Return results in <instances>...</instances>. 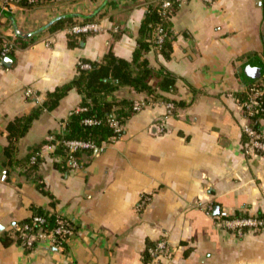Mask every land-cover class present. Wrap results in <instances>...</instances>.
<instances>
[{
    "label": "crops",
    "instance_id": "obj_1",
    "mask_svg": "<svg viewBox=\"0 0 264 264\" xmlns=\"http://www.w3.org/2000/svg\"><path fill=\"white\" fill-rule=\"evenodd\" d=\"M153 1L41 0L13 8L10 17L0 13V38L13 45L23 39L14 45L12 63L0 68V264H264V230L237 236L213 218L215 207L231 217L264 215V155L245 153L248 119L241 107L247 88L264 83V0L179 4L171 18L170 57L156 49L145 57L151 68L176 78L175 91L162 95L185 107L168 111L170 103L160 101L135 112L121 135L78 169L50 145L40 154L36 176L25 174L23 158L60 134L79 106L81 96L71 90L55 110L42 109L11 163L3 156L5 124L72 80L80 59L98 60L111 49L131 60ZM59 17L74 25L93 19L100 30L69 48V28L49 31ZM127 95V89L115 93ZM35 177L53 204L35 187ZM144 195L149 200L139 207ZM32 208L72 224L65 248L47 241L31 250L3 245V236L30 218ZM160 240L172 248L171 257L145 263L146 242Z\"/></svg>",
    "mask_w": 264,
    "mask_h": 264
},
{
    "label": "trees",
    "instance_id": "obj_2",
    "mask_svg": "<svg viewBox=\"0 0 264 264\" xmlns=\"http://www.w3.org/2000/svg\"><path fill=\"white\" fill-rule=\"evenodd\" d=\"M40 1L35 0L30 5L19 3L18 6L32 8L38 5ZM169 1L170 6L166 10L162 9V0H154L148 4L144 18L136 34V46L132 52L131 60L127 61L116 57L111 49L98 60L80 59L75 67V76L72 80L55 88L52 92H48L42 105L33 109L28 115L17 117L5 124L4 130L7 133V146L3 148V156L7 159L8 163L12 162L18 141L26 135L31 124L38 118L42 109L48 112L55 110L59 102L71 90H75L81 96L79 106L67 117L63 131L60 134L56 135L52 141L48 139L43 140L23 158L21 162L24 163L25 174L36 176L38 167L42 162L40 154L50 147V145H55V153L62 158L63 163H67L68 156L64 142H89L99 149L103 144L119 137L122 133V127L136 112L133 110V105L138 100L134 99L133 95H144V99L141 101L146 106L162 101L170 103L173 109L185 107L184 104L167 100L162 95L175 91L176 78L164 68H151L145 57L151 49H156L165 59L170 57L174 39L171 30V18L178 10L180 3L175 0ZM91 22H93V19L82 20L80 23L88 24ZM73 25L74 22L70 18H65L56 21L49 28V31L70 28ZM157 31H161V42H158ZM90 34H68V47H77L79 42L83 41ZM22 41L21 37H17L13 43L16 45ZM9 45H11L9 55H12L15 50L14 45L0 38V53L4 47ZM20 47H23V45H20ZM252 87L264 89V83L258 86H249L242 98V103L249 98V90ZM120 89H127L128 95L116 98L115 93ZM261 99L264 107V96ZM261 117V114H257L252 116V118H248V126L254 130H258ZM88 120L93 123H85ZM111 121L117 122L120 127L119 132H115L114 128L110 126ZM242 142L244 144L249 142L248 136L244 133L242 135ZM94 152V150L89 149L78 150L72 154V157L75 161L85 166L86 162L84 160L90 158ZM32 159L34 160L32 161ZM33 181L35 187L45 193L50 198L51 204H53L52 196L45 191L44 185L37 180V177ZM32 211L33 213L30 218L18 222L14 228L3 236L2 243L4 246L12 243L21 245L22 235L48 234L56 228V218L58 217L56 214H48L36 208H32ZM35 217L43 218V223H35L33 221ZM235 218L243 217L235 216ZM36 244L38 243L33 244L31 249ZM62 245L65 248L66 244ZM155 245L153 242H146L143 252V261L145 263L152 260L149 250L154 248Z\"/></svg>",
    "mask_w": 264,
    "mask_h": 264
},
{
    "label": "built area",
    "instance_id": "obj_3",
    "mask_svg": "<svg viewBox=\"0 0 264 264\" xmlns=\"http://www.w3.org/2000/svg\"><path fill=\"white\" fill-rule=\"evenodd\" d=\"M181 3L183 0H175ZM204 3L210 4L214 0H202ZM35 0H0V8L6 11H11L13 8L17 7L19 3H25L26 5L33 4ZM170 6L169 0H162V9L166 10ZM100 30L99 26L93 23L88 24H77L68 29L69 34H87V33H96ZM161 31H157L158 42H161ZM11 45L4 47L0 53V68L3 65V59L9 55ZM249 98L241 103L242 110L245 117L252 118V116L261 114L260 123L264 122V107L262 97L264 96V89H259L252 87L249 90ZM33 95L32 90L27 89L25 92L26 97ZM146 105L143 101L138 100L133 105V110L138 112L145 108ZM173 109V106L169 104L167 110L170 111ZM85 123L92 124L93 122L88 120ZM110 126L114 128L115 132L120 131V127L117 122L111 121ZM160 131H163V127L160 128ZM243 133L248 136L249 142L246 144L245 153H256L258 155H264V133L263 128L260 125L258 130H254L248 125L243 128ZM65 150L67 152V164L72 169H78L80 164L75 161L72 157V154L78 150L89 149L94 151H99L101 148H96L93 144L89 142L82 141H66L64 142ZM34 159H32L33 161ZM149 200L147 196H142L140 200L139 207L146 204ZM213 208H207V214L212 215ZM213 218L217 221L219 225L223 228L230 230L233 234L237 236H242L246 231H261L264 230V215L249 217V218H235L229 216L225 210H221L217 215H214ZM35 223L42 224L43 218L35 217L33 219ZM56 228L48 233H40L38 235L30 234L28 236L22 235V246L24 249L29 250L33 247V244L40 242H49L52 246L56 248H63L64 243L69 236L74 233V227L72 224L65 220L64 218L58 216L56 218ZM26 229V227H24ZM152 260L156 262L158 259H169L173 253L172 248L164 240H160L156 243L155 247L149 250ZM155 264H158L157 262Z\"/></svg>",
    "mask_w": 264,
    "mask_h": 264
},
{
    "label": "water",
    "instance_id": "obj_4",
    "mask_svg": "<svg viewBox=\"0 0 264 264\" xmlns=\"http://www.w3.org/2000/svg\"><path fill=\"white\" fill-rule=\"evenodd\" d=\"M0 13H4V14H6L8 17H10L11 15H10V11H6V10H3V9H1L0 8ZM65 17H59V18H56L55 20H54V22H56V21H58V20H61V19H64ZM67 18V17H66ZM12 61H13V57L11 56V55H7L4 59H3V65H7V66H9L11 63H12ZM218 212H219V208L218 207H215V209H214V213L215 214H218Z\"/></svg>",
    "mask_w": 264,
    "mask_h": 264
}]
</instances>
